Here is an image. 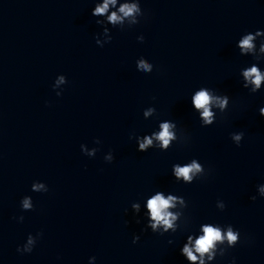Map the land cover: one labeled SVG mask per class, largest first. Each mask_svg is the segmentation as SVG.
<instances>
[{
  "label": "clouds",
  "instance_id": "1",
  "mask_svg": "<svg viewBox=\"0 0 264 264\" xmlns=\"http://www.w3.org/2000/svg\"><path fill=\"white\" fill-rule=\"evenodd\" d=\"M115 3V0H105V3L102 6L95 7V11L91 14L93 16L101 15L108 9L109 3ZM139 11L137 5L132 4H124L119 8V12L123 14L124 17L131 16L133 13ZM108 19L116 23L117 21L121 20V17L118 16L115 12H113ZM264 34V31L257 30L255 35L249 33L243 37L239 41V49L242 52H248L253 49V40L255 36ZM261 50L264 51V44H261ZM140 67L144 69H148L149 65L145 64L143 61L140 63ZM244 81L254 85L255 87L252 88V93H256L258 89H260L261 82L264 80V75L261 74L259 69L256 66L248 68L243 72ZM63 80V77L61 78ZM243 87H247V83H243ZM213 100L215 103L221 108L224 109L225 106L229 102V97L227 95H217L215 97L209 95V91L205 89H201L198 91L195 96L192 98V103L194 104L195 109H203L201 116L203 117V121L205 124L212 125L213 124V113L210 110V105L212 104ZM259 113L261 116H264V107L260 108ZM174 124L163 123L160 125L161 131L156 136V139L161 142V147L163 149H168L170 140L173 139V133L169 131L170 127H174ZM244 136L243 132H240L238 135H235L233 138L236 141H240L241 137ZM152 144V139L145 138L143 142L139 144V150H145L147 146ZM240 144H237L239 146ZM113 160V159H112ZM111 160V161H112ZM201 168L200 165L193 161L190 165L180 167L175 166L174 172L175 177H183L184 181L191 182L193 176L191 174L195 172H200ZM34 187H40V185H35ZM177 197L173 195H169L167 198L164 197L160 192H157L156 195L152 196L150 199L147 200V209L150 212V219L147 217V225L146 227L151 229L154 233H160L163 235L164 233H168V229H173L172 232H176V228L173 224V221L177 219L175 215L171 212L167 211L170 207L174 206V201ZM183 197H181V202H183ZM254 199V198H253ZM24 208H29L30 203L27 199L23 202ZM139 213V205H133ZM139 222V221H138ZM163 225V231H158V226ZM240 233L238 231H233V228L230 226L226 233L222 234V231L219 227H213L211 225L203 226V235L198 236L195 239V243L193 247L189 245L192 244L193 237L191 235L187 236V243H184L181 248V255H183L187 262L197 261L198 257L194 254L198 253L200 256V264H204V256L208 253V259L211 260L213 256L216 254L213 250L216 247V242L223 243L225 240L228 242L230 246H235ZM139 236L133 237V243H137L139 241ZM171 242V241H170ZM29 245L32 244V240L29 239ZM225 253L221 252L220 255L223 256Z\"/></svg>",
  "mask_w": 264,
  "mask_h": 264
}]
</instances>
